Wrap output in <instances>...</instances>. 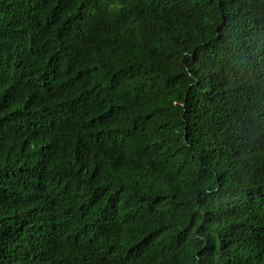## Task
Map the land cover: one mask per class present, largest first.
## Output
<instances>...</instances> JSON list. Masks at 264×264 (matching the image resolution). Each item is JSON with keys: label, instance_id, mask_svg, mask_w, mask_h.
I'll return each mask as SVG.
<instances>
[{"label": "trees", "instance_id": "obj_1", "mask_svg": "<svg viewBox=\"0 0 264 264\" xmlns=\"http://www.w3.org/2000/svg\"><path fill=\"white\" fill-rule=\"evenodd\" d=\"M0 264H264V0H0Z\"/></svg>", "mask_w": 264, "mask_h": 264}]
</instances>
